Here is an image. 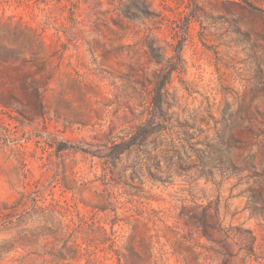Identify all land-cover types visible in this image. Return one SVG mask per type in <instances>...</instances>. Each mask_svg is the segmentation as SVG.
Returning <instances> with one entry per match:
<instances>
[{
    "label": "rangeland",
    "instance_id": "obj_1",
    "mask_svg": "<svg viewBox=\"0 0 264 264\" xmlns=\"http://www.w3.org/2000/svg\"><path fill=\"white\" fill-rule=\"evenodd\" d=\"M123 1L0 0V264H264V0Z\"/></svg>",
    "mask_w": 264,
    "mask_h": 264
},
{
    "label": "trees",
    "instance_id": "obj_2",
    "mask_svg": "<svg viewBox=\"0 0 264 264\" xmlns=\"http://www.w3.org/2000/svg\"><path fill=\"white\" fill-rule=\"evenodd\" d=\"M120 2H123V4L126 7V10L128 12L133 11L132 4H125L123 0H120ZM144 10L146 11L147 17H150V12L148 10V6L146 2H143ZM163 20L154 22V27L147 26L144 30H137L136 34L138 35V41L134 45L135 48H138L136 50V54L139 53L141 50H146L145 48L148 47V49L152 50L155 45V39H150L149 35L155 31V29L160 28V26H157L159 23H163ZM118 26L121 30H126L123 26V23H118ZM132 29L133 28H129ZM96 44H98V41H94ZM94 49V48H93ZM178 70L177 66L171 67V66H164L162 68V72L168 75V77L171 78L174 72ZM133 72H135V75L137 73V69H133ZM167 82L163 81L158 84H156V87L154 89V92H156L155 95L150 96V110H149V118L146 120L145 123H141L135 127H131L128 129V132L125 136H116L115 134V124H112L113 126L106 132H104V136L106 138V141L103 144V150L105 151V155L99 156L101 158H105V165H108L109 163H114L116 160H118L124 153H126L128 150H130L133 146L139 145L141 142L145 141V139L149 136L152 127L155 123V120L158 118V112L162 110L164 99L162 90L165 88ZM134 115V113H133ZM106 173L110 171V168L105 169ZM106 185V182H104ZM39 193V192H38ZM39 195L33 197L31 199L32 205L28 210H25L23 214H21L19 217L15 218V214L12 211H5L2 207H0V225L4 226V229H9L11 227H20L22 225H26L29 221L34 220H47L49 218H52L57 212V208L61 207L57 202L56 204H52L50 206H45L43 204H40ZM219 213V208H218ZM16 220V221H15ZM252 249H255V246L252 247Z\"/></svg>",
    "mask_w": 264,
    "mask_h": 264
}]
</instances>
